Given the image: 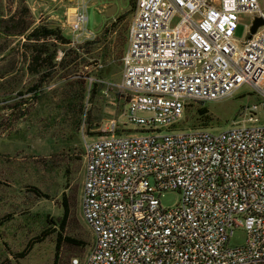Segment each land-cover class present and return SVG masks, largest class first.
I'll use <instances>...</instances> for the list:
<instances>
[{
  "label": "built area",
  "instance_id": "1",
  "mask_svg": "<svg viewBox=\"0 0 264 264\" xmlns=\"http://www.w3.org/2000/svg\"><path fill=\"white\" fill-rule=\"evenodd\" d=\"M88 8L81 0L68 16L69 45L95 38ZM255 17L264 20L260 0L135 1L117 86L123 121L83 146L80 211L93 240L82 264H264L258 105L224 130L177 129L189 103L242 90L264 109V25L248 38ZM168 191L179 195L172 208L160 202ZM235 229L245 239L232 247Z\"/></svg>",
  "mask_w": 264,
  "mask_h": 264
},
{
  "label": "rangeland",
  "instance_id": "2",
  "mask_svg": "<svg viewBox=\"0 0 264 264\" xmlns=\"http://www.w3.org/2000/svg\"><path fill=\"white\" fill-rule=\"evenodd\" d=\"M19 1L0 0L1 17L10 16ZM80 1L23 0V3L32 27L43 24L56 28L69 40L68 16ZM86 1L87 28L96 33L95 38L74 45L56 42L55 61H60L64 52L77 50L82 64L70 65L68 69L56 66L35 92L29 90L37 83V76L28 70L30 46L23 36L0 34V264H53L54 235L33 245L24 257L16 255L47 226L48 219L61 216L63 194L71 204L64 233L81 239L85 245L76 249L62 244L56 264H71L74 258L82 264L93 240L80 211L83 146L103 133L109 120L123 121L125 100L117 86L136 0ZM113 5L116 10L107 16L106 10ZM260 5L264 8V0H260ZM242 34L239 28L236 37ZM93 83L95 93L90 92ZM242 92L214 102L189 103L177 129H227L239 120L241 108L251 104L258 105L255 116L259 124H264L260 97L246 94V90ZM31 188L47 196H38ZM178 199L174 191L160 196L164 208H172ZM244 239V231L235 229L228 245L240 246Z\"/></svg>",
  "mask_w": 264,
  "mask_h": 264
},
{
  "label": "trees",
  "instance_id": "3",
  "mask_svg": "<svg viewBox=\"0 0 264 264\" xmlns=\"http://www.w3.org/2000/svg\"><path fill=\"white\" fill-rule=\"evenodd\" d=\"M22 15L25 17L29 15L28 8L24 5L23 0L19 1V4L15 7L14 12L10 16L3 18L0 14V34L8 37L23 36L25 43L30 46L29 51L31 53V58L28 70H30L33 75L37 76V83L29 90L35 92L36 87L39 86L38 84L48 78L49 71H52L56 66L68 69L70 65L73 67L81 65V55L77 53V50H68V52H64V56L60 61H55L58 55L56 42L60 45H64L69 43V40L56 28H51L43 24L32 27V21L28 17V20L24 19ZM95 87L96 83H93L90 92L95 93ZM31 191L38 196H47L39 193L35 188H31ZM61 206V216L56 220L48 219L46 222L47 226L36 236L29 239L23 250L17 253L16 256L24 257L29 253L33 245L42 242L46 237L51 235L55 237L53 264L57 263V252L62 244L69 245L76 249H82L84 247V241L64 233L71 209V204L67 200L65 194L62 195Z\"/></svg>",
  "mask_w": 264,
  "mask_h": 264
},
{
  "label": "water",
  "instance_id": "4",
  "mask_svg": "<svg viewBox=\"0 0 264 264\" xmlns=\"http://www.w3.org/2000/svg\"><path fill=\"white\" fill-rule=\"evenodd\" d=\"M116 10V5H113L112 7H109L107 10H106V15H110L113 11ZM264 25V20L262 17H255L253 20H252V24L250 26V29H249V35H248V38L251 37L252 34H254L256 32V30L260 27Z\"/></svg>",
  "mask_w": 264,
  "mask_h": 264
},
{
  "label": "crops",
  "instance_id": "5",
  "mask_svg": "<svg viewBox=\"0 0 264 264\" xmlns=\"http://www.w3.org/2000/svg\"><path fill=\"white\" fill-rule=\"evenodd\" d=\"M8 259V258H7Z\"/></svg>",
  "mask_w": 264,
  "mask_h": 264
}]
</instances>
